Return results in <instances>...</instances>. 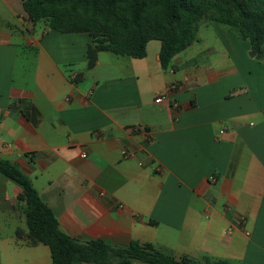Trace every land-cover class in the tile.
I'll return each instance as SVG.
<instances>
[{"label":"crops","instance_id":"obj_1","mask_svg":"<svg viewBox=\"0 0 264 264\" xmlns=\"http://www.w3.org/2000/svg\"><path fill=\"white\" fill-rule=\"evenodd\" d=\"M22 1L0 0V158L59 228L264 264V56L203 20L166 67L156 39L141 58L103 50L88 67L89 34L33 24ZM21 191L0 173V264H52L28 239Z\"/></svg>","mask_w":264,"mask_h":264},{"label":"trees","instance_id":"obj_2","mask_svg":"<svg viewBox=\"0 0 264 264\" xmlns=\"http://www.w3.org/2000/svg\"><path fill=\"white\" fill-rule=\"evenodd\" d=\"M22 7L33 24L41 22L62 33H88L92 40L86 50L88 67L103 50L141 58L152 39L160 41V63L166 67L196 40L203 20L237 27L257 57L264 56V0H23ZM0 173L22 187L17 200L22 203L28 239L48 246L52 264H231L207 257L176 259L137 240L127 245L80 241L59 228L28 176L12 161L0 158Z\"/></svg>","mask_w":264,"mask_h":264},{"label":"built area","instance_id":"obj_3","mask_svg":"<svg viewBox=\"0 0 264 264\" xmlns=\"http://www.w3.org/2000/svg\"><path fill=\"white\" fill-rule=\"evenodd\" d=\"M162 100H163V97L160 96V97H157V98L155 99V102H161ZM81 156H82V157H85L86 154H85L84 152H82V153H81ZM212 179H214V177H212Z\"/></svg>","mask_w":264,"mask_h":264},{"label":"water","instance_id":"obj_4","mask_svg":"<svg viewBox=\"0 0 264 264\" xmlns=\"http://www.w3.org/2000/svg\"><path fill=\"white\" fill-rule=\"evenodd\" d=\"M251 54H255V52L254 51H251Z\"/></svg>","mask_w":264,"mask_h":264}]
</instances>
